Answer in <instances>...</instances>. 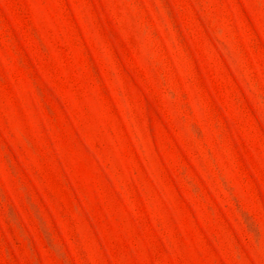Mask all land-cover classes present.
Returning <instances> with one entry per match:
<instances>
[{
    "label": "rangeland",
    "instance_id": "rangeland-1",
    "mask_svg": "<svg viewBox=\"0 0 264 264\" xmlns=\"http://www.w3.org/2000/svg\"><path fill=\"white\" fill-rule=\"evenodd\" d=\"M0 264H264V0H0Z\"/></svg>",
    "mask_w": 264,
    "mask_h": 264
}]
</instances>
